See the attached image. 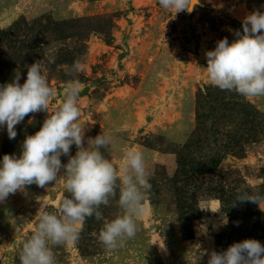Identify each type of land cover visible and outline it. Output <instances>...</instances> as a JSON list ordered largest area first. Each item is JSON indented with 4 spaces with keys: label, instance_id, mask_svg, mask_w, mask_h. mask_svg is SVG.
<instances>
[{
    "label": "rangeland",
    "instance_id": "1",
    "mask_svg": "<svg viewBox=\"0 0 264 264\" xmlns=\"http://www.w3.org/2000/svg\"><path fill=\"white\" fill-rule=\"evenodd\" d=\"M254 9L264 11V0H200L175 17L158 0H0V84L16 72L23 83L25 65L38 61L57 90L54 108L70 79L65 70L81 60L85 137L111 136L104 154L118 170L125 149L141 151L152 186L134 239L108 251L98 240L103 221L87 218L74 244L53 249L56 264H207L211 249L248 238L264 244V203L231 206L242 192L264 197V97L221 91L203 68L205 52L231 42ZM44 118L25 117L13 140L0 128V159L19 154ZM66 195L61 179L0 203V264H20L36 214L56 211ZM118 196L101 206L105 219L120 211ZM222 218L227 224L214 227Z\"/></svg>",
    "mask_w": 264,
    "mask_h": 264
},
{
    "label": "clouds",
    "instance_id": "2",
    "mask_svg": "<svg viewBox=\"0 0 264 264\" xmlns=\"http://www.w3.org/2000/svg\"><path fill=\"white\" fill-rule=\"evenodd\" d=\"M199 2L158 0L159 6L174 17L181 12L190 14ZM241 28L234 30L231 42L224 37L205 52L207 80L221 91L245 98L264 97V11L249 12L241 20ZM25 67L23 83L21 73L16 72L10 82L0 84V128L6 129L9 140H13L16 126L25 117L43 112L45 118L38 131L25 136L19 154H4L0 159V203L26 186L35 184L47 189V185H56L61 179L67 195L56 211L36 214L34 231L20 247V264H56L53 249L74 244L91 217L103 221L98 240L106 250L124 247L139 231L138 221L147 211L152 187L143 153L133 147L125 149L118 170L104 154L112 145V137L102 132L85 137L79 108L82 85L77 78L85 70L81 60L65 70L70 79L65 81L62 99L54 108L50 105L57 90L50 86L42 64L36 61ZM73 145L74 155L70 151ZM61 157H67V162L62 163ZM117 190L120 211L111 220L105 219L100 208L116 199ZM237 201L252 202L260 208L264 197L242 192L231 206L235 207ZM226 224L227 219L222 218L221 225L214 227ZM199 233L208 235L206 223L199 226ZM159 246L163 249L164 242ZM204 254L208 256L207 264H264V244L252 238Z\"/></svg>",
    "mask_w": 264,
    "mask_h": 264
}]
</instances>
